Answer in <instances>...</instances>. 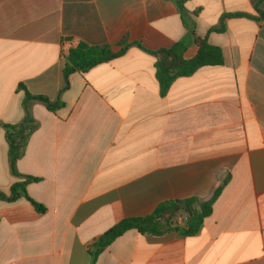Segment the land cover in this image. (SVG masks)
I'll list each match as a JSON object with an SVG mask.
<instances>
[{
  "label": "crops",
  "instance_id": "1",
  "mask_svg": "<svg viewBox=\"0 0 264 264\" xmlns=\"http://www.w3.org/2000/svg\"><path fill=\"white\" fill-rule=\"evenodd\" d=\"M259 0H0V191L23 182L30 202L0 201V264H92L90 251L126 218L166 202L212 198L195 237L127 232L94 264H264V18ZM195 34L224 64L178 78L165 96L147 51ZM264 9V7H263ZM243 15V16H231ZM228 16V17H226ZM223 17L225 30L211 32ZM126 53L70 77L56 113L32 106L39 128L12 175L4 125L20 124L26 90L55 101L80 43ZM139 45L143 47L139 48ZM176 220L183 226L187 216Z\"/></svg>",
  "mask_w": 264,
  "mask_h": 264
},
{
  "label": "trees",
  "instance_id": "2",
  "mask_svg": "<svg viewBox=\"0 0 264 264\" xmlns=\"http://www.w3.org/2000/svg\"><path fill=\"white\" fill-rule=\"evenodd\" d=\"M180 7V14L186 27L194 37V42L199 50L197 55L191 59H184L183 43H178L170 49H160L156 51H147L156 58V75L160 85V92L165 96L171 85L178 78L189 77L195 74L200 68L206 66H220L224 64V55L221 49L210 45L206 38L195 34V23L185 19L183 3L177 2ZM264 0H259L256 5L257 12L264 18ZM243 16V15H231ZM228 17V16H226ZM223 17L219 25L211 32H223L225 30V18ZM118 51L111 45L90 46L80 43L76 48L70 50L64 66V86L55 101H51L45 96L33 95L29 93L23 85L19 89L25 91L23 100L24 119L17 125H4L6 130V140L9 148L10 170L13 176L22 177L18 172L17 162L24 156L30 137L39 128L38 121L32 115V106L36 103L43 105L48 111L56 113L64 107L61 101V95L70 88V77L75 73L84 74L92 68L109 63L123 56L131 45L123 40L117 45ZM139 48L142 46L139 45ZM23 182L15 183L8 193L0 191V201L4 203H13L19 199H25L38 213H45L46 208L34 201L28 194L27 186L31 183L39 182V178L24 176ZM223 189L220 186L209 200H203L197 197L188 198L182 201H170L159 205L156 210L144 217L126 218L117 223L114 227L105 232L92 246L90 255L92 264L98 257L110 247L117 239L124 236L127 232L135 230L141 235L163 236L168 232H180L185 237H195L201 231L204 221L212 214V206ZM187 205V210L184 207ZM184 213L187 219L183 226L175 225V218ZM184 229V232H181Z\"/></svg>",
  "mask_w": 264,
  "mask_h": 264
},
{
  "label": "rangeland",
  "instance_id": "3",
  "mask_svg": "<svg viewBox=\"0 0 264 264\" xmlns=\"http://www.w3.org/2000/svg\"><path fill=\"white\" fill-rule=\"evenodd\" d=\"M174 223H175V225H178V226H180L181 225V222L179 221V220H174Z\"/></svg>",
  "mask_w": 264,
  "mask_h": 264
},
{
  "label": "water",
  "instance_id": "4",
  "mask_svg": "<svg viewBox=\"0 0 264 264\" xmlns=\"http://www.w3.org/2000/svg\"><path fill=\"white\" fill-rule=\"evenodd\" d=\"M184 207H185V209L187 210V205H186V203H184ZM181 232H184V229H181Z\"/></svg>",
  "mask_w": 264,
  "mask_h": 264
},
{
  "label": "built area",
  "instance_id": "5",
  "mask_svg": "<svg viewBox=\"0 0 264 264\" xmlns=\"http://www.w3.org/2000/svg\"><path fill=\"white\" fill-rule=\"evenodd\" d=\"M180 221V220H179ZM181 222V221H180Z\"/></svg>",
  "mask_w": 264,
  "mask_h": 264
}]
</instances>
